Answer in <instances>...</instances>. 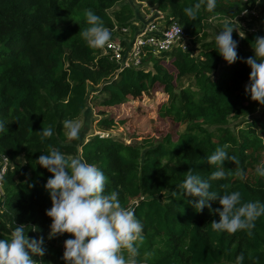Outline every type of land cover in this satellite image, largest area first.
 Here are the masks:
<instances>
[{"label": "trees", "instance_id": "obj_1", "mask_svg": "<svg viewBox=\"0 0 264 264\" xmlns=\"http://www.w3.org/2000/svg\"><path fill=\"white\" fill-rule=\"evenodd\" d=\"M138 1L156 5L165 13L164 23L177 21L186 38H196L193 45L156 54L146 49L144 67L118 70L108 55L90 49L80 32L88 27L89 9L105 27L130 26L134 12L125 0H0V121L10 122L7 132L0 133V156L10 161L2 179L0 239L23 224L26 235L43 238L46 249L43 256L32 258L49 264L52 241L63 244L71 238L63 234L48 239L51 218L45 213L51 200L44 185L52 173L36 159L49 154L51 147L99 167L108 178L105 192L117 191L123 206L137 199L135 216L145 237L140 264L146 252L152 254L147 264H237L241 253L242 264H264V215L256 220L252 236L245 231L218 233L210 224L219 220L218 214L207 207L197 212L189 203L196 197L172 195L189 169L208 178L216 167L200 162L227 145L238 163L224 162L226 179L213 181V190L224 194L219 185L227 184V191L239 190L243 201L264 204V177L255 171L264 163V105L245 91L250 67L243 62L253 55L251 42L261 35L243 27L241 38L234 28L241 59L229 65L215 50V34L224 24H210L221 15L238 17L252 9L255 0H216L215 12L201 10L195 21L187 20L183 9L198 0ZM90 86L97 87L92 106L107 109L142 99L155 87L167 93L179 90L181 105L160 109L173 122L188 126L175 139L168 134L144 151L120 136L95 134L69 142L63 124L86 109ZM113 121L101 118L98 125L108 128ZM120 121L126 123L125 118ZM48 126L54 134L41 141L39 131ZM20 155L24 163L17 161ZM237 169L242 177L234 174ZM210 203L212 209L220 207L218 201ZM54 254L62 257L63 252Z\"/></svg>", "mask_w": 264, "mask_h": 264}, {"label": "clouds", "instance_id": "obj_2", "mask_svg": "<svg viewBox=\"0 0 264 264\" xmlns=\"http://www.w3.org/2000/svg\"><path fill=\"white\" fill-rule=\"evenodd\" d=\"M255 2L259 4L260 0ZM216 6V0H198L185 7L183 13L187 20L195 21L201 10L214 13ZM85 22L88 27L80 32V36L86 45L90 49L108 46L111 32L101 17L90 9L85 10ZM234 28L241 38H245V34L238 31L231 21H226L214 37L215 50L229 65L241 59L237 52L238 42L232 37ZM175 31L180 37L181 27ZM251 47L253 55L243 60L250 67L245 91L250 93L252 101L264 105V36H256ZM8 123L0 121V133L7 132ZM63 128L67 141L78 140L83 122L66 120ZM39 132L41 141L54 134L51 126ZM227 147H217L200 162L216 167L208 178H202L189 169L185 179L176 187L179 191L174 190L172 195L181 196L183 193L184 196L196 197L189 203L197 212L207 207L218 214L219 220L210 222L212 231L229 235L245 231L252 236L256 220L264 215V204L243 201L239 190L227 191L230 187L227 184L219 185L225 190L224 194L212 188L213 181L226 179L225 161L238 163L235 156L228 154ZM36 161L52 173L44 185L51 200V207L45 213L51 218L48 239L63 234L71 236L63 242L62 259L65 264H140L138 257L145 240L143 225L136 218L134 207L121 204L117 191L105 192L108 178L99 167L79 156L66 157L59 149L51 147L49 154H41ZM255 171L264 177V163ZM234 174L242 177L243 171L237 169ZM211 201H218L220 207L212 209ZM42 245L43 238L31 239L26 235L23 224L16 225L7 238L0 239V264H40L32 256L45 254L46 249ZM151 255L144 253V264ZM243 259L241 253L236 258L237 264H242Z\"/></svg>", "mask_w": 264, "mask_h": 264}, {"label": "rangeland", "instance_id": "obj_3", "mask_svg": "<svg viewBox=\"0 0 264 264\" xmlns=\"http://www.w3.org/2000/svg\"><path fill=\"white\" fill-rule=\"evenodd\" d=\"M133 9L134 16L133 22L129 26L130 32L128 40H131L133 35L139 30L142 29L143 24H141L138 17L142 16V6L138 0H125ZM147 6L144 7V12L148 17L146 19L152 22L160 23L162 18L165 17V13L160 12L156 5H149L144 3ZM116 8V7H115ZM162 13L163 17H157ZM226 21H232L236 27L241 30L243 28V21L250 20H238V18L228 19L227 16L221 15L214 17L210 21L211 26L215 28L220 24H224ZM162 22V21H161ZM255 25L259 28L261 22L258 21ZM219 28V27H217ZM123 33H119V36H122ZM196 38L190 39L185 38L183 42L192 46ZM198 47V45H194ZM166 64V63H165ZM144 67V65H143ZM148 68V67H147ZM217 74L214 75L216 77ZM97 87L88 88V104L86 109L82 114L74 119L73 121H82L83 128L80 133V142L83 140L86 141L88 137L95 134H106L107 136H120L126 143L136 144L140 147L141 151H144L147 148H153L159 144L164 136L170 134L172 139H175L178 134L184 131L188 123H177L173 122L167 116H164V112L161 111V106L169 105H181V95L179 90H174L171 93L163 91V89L155 87L150 89L147 94L142 99H128L126 104L120 105L114 108H94L92 106L91 97L93 95V90ZM102 111V113H99ZM105 117H112L114 119L112 125L108 128H102L98 125V120ZM125 118L126 123L122 124L121 119ZM244 118V117H239ZM246 118H249L246 116ZM230 120H233L232 118ZM105 136V137H107ZM17 160L21 163H24V158L22 155L18 156ZM64 251V245L59 244L56 240L52 241V249L49 250L48 259L49 264H65L62 257H59L54 254L55 251ZM54 251V252H53ZM53 253V254H52Z\"/></svg>", "mask_w": 264, "mask_h": 264}, {"label": "built area", "instance_id": "obj_4", "mask_svg": "<svg viewBox=\"0 0 264 264\" xmlns=\"http://www.w3.org/2000/svg\"><path fill=\"white\" fill-rule=\"evenodd\" d=\"M242 11L238 17L239 20H253L259 18V13L255 8ZM264 12V6H263ZM148 22L144 28L135 33L131 40H128L130 27L125 26L118 28H108L111 32V40L109 45L104 49H100L102 55H108L118 67V70L123 68H140L142 67V57L145 54L146 49H150L152 53H160L171 50L174 47L186 48V44L183 40L186 38L183 27L175 20L168 23L163 21ZM181 27L180 37L176 34V29ZM264 30V29H263ZM123 33L119 36V33ZM261 36H264V32ZM101 137L107 136L106 134H98ZM10 165V161L7 156H0V176L6 173L7 168ZM2 180H0V197L3 196ZM137 203V199L130 202L129 206L134 207ZM128 206V207H129Z\"/></svg>", "mask_w": 264, "mask_h": 264}, {"label": "crops", "instance_id": "obj_5", "mask_svg": "<svg viewBox=\"0 0 264 264\" xmlns=\"http://www.w3.org/2000/svg\"><path fill=\"white\" fill-rule=\"evenodd\" d=\"M139 2H140V1H139ZM140 3H142V4H141L142 6H140V7L142 8V16L138 17V19L140 20L141 24H143V27H142V28H144L145 25L149 22V20L146 19V17H148V16H147V14L144 12V7L147 6V5L144 4V3H146V2H142V1H141ZM263 6H264V0H260V3H259V4L256 3L255 8L257 9V11H258V13H259V18H257V19H253V20H250V21H247V22H246V21H243V22H244L243 27H247V28L250 29V30L259 31L260 35H262V33L264 32V30H263V29H264V12H263ZM160 12H161V11H160ZM160 12H158V13H160ZM162 13H163V12H162ZM162 13H160V15L157 16V17H163ZM163 14H164V13H163ZM161 21H163V18L161 19ZM258 21L261 22V25H260L259 28L255 25V23L258 22ZM137 32H139V30H138ZM137 32H136V33H137ZM17 161H18V160H17ZM18 162H19V161H18ZM20 163H21V162H20Z\"/></svg>", "mask_w": 264, "mask_h": 264}]
</instances>
